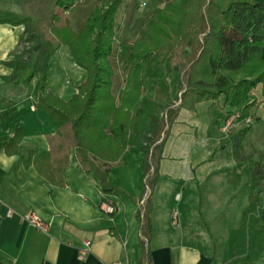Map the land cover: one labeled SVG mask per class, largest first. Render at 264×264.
<instances>
[{"label":"crops","instance_id":"1","mask_svg":"<svg viewBox=\"0 0 264 264\" xmlns=\"http://www.w3.org/2000/svg\"><path fill=\"white\" fill-rule=\"evenodd\" d=\"M90 1L77 0L71 13L62 14L56 0H0V18L29 20L27 25L0 23V264H264V201L252 202L255 186H240L239 175L247 167L235 158L231 139L243 128L222 131L231 120H223L221 100L179 110L155 164L152 186L147 183L154 178L153 167L147 177L137 147L109 166L107 182L117 190L106 196L115 206L112 215L100 210L98 180L83 172L72 151L62 186L49 183L36 164L26 162L52 151L55 167L51 141L58 127L37 106V77L28 85L8 81L11 63L22 55L29 67H38L50 49L53 15L60 16L58 27L67 22L78 32L95 6L84 9ZM47 66L46 89L64 102L71 100L85 73L69 48L58 46ZM253 94L257 99L249 118H256L258 126L263 122L257 114L264 106L261 88ZM214 109L216 117L211 116ZM146 186L149 193L141 207ZM145 208L146 243L141 230ZM30 213L46 224L45 232L28 224ZM85 241L89 252L81 260Z\"/></svg>","mask_w":264,"mask_h":264},{"label":"trees","instance_id":"2","mask_svg":"<svg viewBox=\"0 0 264 264\" xmlns=\"http://www.w3.org/2000/svg\"><path fill=\"white\" fill-rule=\"evenodd\" d=\"M75 1L56 0L55 6L62 14L71 13ZM158 1L149 0L151 14L136 39L119 44L120 59L125 66L122 85L116 92L112 89L116 74L109 60L119 41L115 15L120 0H102L95 5L78 32L67 22L58 27L60 16L54 14L49 30L54 42H49L50 49L44 52L41 64L29 67L22 55L11 63L12 74L8 81L28 85L37 77V106L58 127L51 141L57 156L53 161L55 167L51 163L52 151L26 159L27 163L36 164L49 183L63 185L64 170L72 151L83 172L97 178L102 201H105L106 196L117 192L107 182L109 166L117 163L128 148L137 147L144 156L143 173L149 177V158L154 155L152 147L156 150V164L180 109L194 110L198 103L221 100L226 109L223 120L236 114L235 121L239 123L250 117L249 109L255 104L252 91L257 86L261 87L264 102V0H168L162 7ZM28 22L27 19L0 18V23L12 25ZM194 31H201L203 37L183 78L174 79L178 105L169 108L165 122L158 120V105L169 104L171 91L166 77L158 73L171 70V52L180 40L189 39ZM60 45L69 48L76 65L85 73L83 82L76 87V95L67 102L46 89L47 61ZM37 47L38 44L34 45L31 51ZM153 80L155 84L151 89ZM249 129L250 126L239 130L234 137L236 159L242 157L241 144ZM251 165L249 176L257 189L251 200L253 203L264 201V155L259 154ZM153 174L154 178L147 183L149 186L154 184L156 166ZM146 210L141 230L142 237L147 239ZM142 248L144 252L143 242Z\"/></svg>","mask_w":264,"mask_h":264},{"label":"rangeland","instance_id":"3","mask_svg":"<svg viewBox=\"0 0 264 264\" xmlns=\"http://www.w3.org/2000/svg\"><path fill=\"white\" fill-rule=\"evenodd\" d=\"M77 1V0H76ZM75 1V3H76ZM102 0H91L87 6L84 7V9H92L94 5H97L101 2ZM120 9L116 14L115 17V26L119 28L118 31V37L119 41L115 43L114 45V56L110 58V63L115 71L116 78H115V86L120 87L122 85V76H123V70H124V61L120 59L121 55V47H119L120 43H131L133 42L136 37L138 36L139 32L142 30L143 25L145 20L149 17L151 14L150 11V2L149 0H120ZM168 0H159L158 5L159 7H162L163 3L167 2ZM95 7V6H94ZM78 7L76 8V10ZM75 14L81 16V13L79 10H77ZM42 11H45L42 9ZM78 16V17H79ZM117 18V19H116ZM29 23V22H28ZM27 23V24H28ZM24 24V25H27ZM44 33V32H43ZM42 33V34H43ZM44 35V34H43ZM203 34L201 31H194L190 38L187 40H180L176 46V48L171 52L169 58H170V64H171V70L167 71H159L158 75H163L164 78L166 77V80L171 88L170 91V99L169 104H160L158 105V109L156 111V117L158 120L163 119L165 122L166 115L168 114V110L170 107L175 108L178 104V101H176V82H175V77L179 76V78H183V74L185 72L186 67L188 64L192 61L194 56L196 55L200 42L202 40ZM47 38H49L52 42H54L52 36L50 33L47 34ZM126 50V48H125ZM151 89H153V86L155 84V80L152 82ZM260 87V86H257ZM261 88V87H260ZM256 89V88H255ZM255 89L252 91L253 99L256 102L254 92ZM151 92V90H149ZM178 97V95H177ZM173 106H170L172 105ZM215 109L213 110L211 116L216 117L217 114H215ZM214 113V114H213ZM258 116L262 117L263 122L262 124L256 126V121L253 116L251 117V122L249 124H246L244 121L242 122H236V114L234 116H231L229 118L230 121V127L234 128H246L248 126H253V129L251 130L250 133H248L241 144V151H242V157L238 159L239 161L243 162L246 167H247V172L241 173L244 174L239 175V179H241L242 183L240 186H254L252 181H249L251 179L250 176H248V173L250 174V170L252 168L251 161H257L258 160V155L262 154L264 155V106L260 109H258L257 112ZM239 124V125H235ZM229 127V128H230ZM228 128V129H229ZM233 128V129H234ZM237 134V132H235ZM234 136V135H233ZM236 136V135H235ZM234 136V137H235ZM234 137L231 139L232 145H234ZM160 138H162V134L160 135ZM160 140L156 142V144L159 143ZM153 158H149V162L152 167L155 166V153L156 150L153 148ZM224 151L226 148L223 149ZM229 150V147L227 148ZM244 172V171H243Z\"/></svg>","mask_w":264,"mask_h":264},{"label":"built area","instance_id":"4","mask_svg":"<svg viewBox=\"0 0 264 264\" xmlns=\"http://www.w3.org/2000/svg\"><path fill=\"white\" fill-rule=\"evenodd\" d=\"M244 122L246 124H249L251 122V119L250 118H246L244 120ZM230 122H227L226 124H224L221 129L223 132H225L229 127H230ZM148 187L146 186L145 188V192L142 196V198L140 199L139 201V204L142 206H144L145 204V201H146V198L148 196ZM100 210L107 214V215H112L114 212H115V206L110 202L108 201L107 199L105 201H102L100 206H99ZM143 212H141V218L143 219ZM26 221L28 222L29 225H31L33 228L39 230V231H42V232H45L47 230V226L45 223H43L37 215H35L34 213H30L27 215L26 217ZM142 240L144 243L147 242V239L146 238H143L142 237ZM89 247H90V243L88 241H85L83 242V246L79 249V253H78V258L79 259H83L87 253L89 252ZM115 264H120V263H115ZM143 264H147V262H144Z\"/></svg>","mask_w":264,"mask_h":264}]
</instances>
